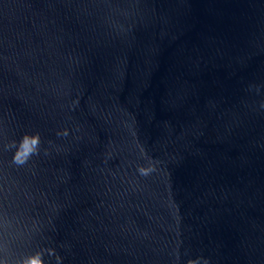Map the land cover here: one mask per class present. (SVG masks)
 <instances>
[{"label":"water","instance_id":"obj_1","mask_svg":"<svg viewBox=\"0 0 264 264\" xmlns=\"http://www.w3.org/2000/svg\"><path fill=\"white\" fill-rule=\"evenodd\" d=\"M253 83L264 0H0V217L39 229L18 250L55 247L59 264H264ZM36 131L39 156L14 166L4 145ZM141 149L159 161L147 177Z\"/></svg>","mask_w":264,"mask_h":264},{"label":"clouds","instance_id":"obj_2","mask_svg":"<svg viewBox=\"0 0 264 264\" xmlns=\"http://www.w3.org/2000/svg\"><path fill=\"white\" fill-rule=\"evenodd\" d=\"M262 88H264V84L258 85L253 83L249 85L248 91H255L259 95ZM77 104L78 101H74L72 107L75 108ZM259 107L264 108V100L260 102ZM70 132L69 128H63L57 132V135L66 137ZM42 143V136L39 131L35 133L25 132L19 141L12 140L4 145V147L6 150L15 149L11 163L20 168L27 165L33 157L39 156ZM44 151L47 153L48 149H44ZM141 152L147 159V164L138 166L137 172L139 175L147 177L158 170L157 165L159 161L147 157L143 149H141ZM18 224L19 222L17 221L16 225H14L13 220L8 217L7 213L0 217V229L3 230L2 234H0V264H49L44 258L46 253L50 256L54 255L58 264L63 261L64 257L57 253L55 247L38 248L37 250L27 252L19 251L20 246L31 243L32 232H38L39 229L36 228L34 223L32 230H20L17 227ZM174 255L176 260L179 261L180 253L178 249ZM187 264H211V262L209 258L201 255L189 259Z\"/></svg>","mask_w":264,"mask_h":264}]
</instances>
